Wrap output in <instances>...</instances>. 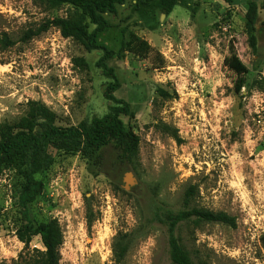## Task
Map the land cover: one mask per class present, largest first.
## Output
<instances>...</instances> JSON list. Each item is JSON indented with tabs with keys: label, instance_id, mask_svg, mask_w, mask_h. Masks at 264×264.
Wrapping results in <instances>:
<instances>
[{
	"label": "rangeland",
	"instance_id": "374dc122",
	"mask_svg": "<svg viewBox=\"0 0 264 264\" xmlns=\"http://www.w3.org/2000/svg\"><path fill=\"white\" fill-rule=\"evenodd\" d=\"M258 6L257 52L250 48L248 3ZM159 0H127L100 43L115 52L107 61L128 102L125 125L140 138L136 169L113 164L102 172L80 155L51 150L52 166L37 175L42 192L28 203L34 223L57 219L64 243L61 264H172L168 233L157 220L192 206L224 212L236 227L185 223L182 245L196 264H264V0H178L170 15ZM69 17L91 33L95 26L69 6L47 10L38 0H0V125L23 127L31 101L46 105L61 127L103 117L111 102L109 80L88 51L52 28L27 42L24 33L47 19ZM152 47L147 58L128 51L132 36ZM245 86L236 93L237 65ZM177 132L182 142L174 137ZM27 166L18 160L0 174V264H33L45 249L41 238L25 247L20 193ZM119 245H128L122 259Z\"/></svg>",
	"mask_w": 264,
	"mask_h": 264
},
{
	"label": "trees",
	"instance_id": "16d2710c",
	"mask_svg": "<svg viewBox=\"0 0 264 264\" xmlns=\"http://www.w3.org/2000/svg\"><path fill=\"white\" fill-rule=\"evenodd\" d=\"M47 10H59L69 6L75 11H81L95 26L90 33L82 23L69 17H54L47 19L37 29L26 31L22 41H29L38 37L50 29H57L65 39H74L82 44L88 51H100L102 56L97 62V67L102 70L104 77L109 82L106 84L104 97L111 102L109 112L103 117H97L90 122H82L78 126L61 127L56 124V115L46 105L31 101L26 116V124L16 128L10 124L0 125V174L2 171L18 160L25 162L27 166L28 183L23 186L20 193L23 224L17 232L18 239L29 248L33 239L41 238L45 249L39 252L41 258L33 264H61L60 250L64 243V235L57 219H51L42 223H34L28 216V203L42 192V183L35 177L48 170L53 162L51 150L65 154H80L97 173L102 172L109 153L113 156V164L122 167L136 169L139 161L140 138L129 129L123 116L132 117L133 112L128 102L116 97L121 83L115 69L108 66L107 61L115 56V52L106 45L100 43V36L111 26L106 15H115L118 8L126 4L127 0H38ZM227 4H233L235 0H221ZM178 0H159V10L170 15L175 9ZM258 19V6L256 2L248 3L246 15L247 37L250 48L257 52L256 21ZM13 42L7 33H0V45L2 49L12 47ZM128 51L147 58L152 47L147 41L133 35L126 44ZM245 68L237 65V80L235 82L236 93H241L245 86ZM174 137L180 143L181 138L177 132ZM194 189L190 188L184 197L183 209L178 212H167L166 218L157 214V220L164 225L168 233L169 255L172 264H196L190 253L182 245L178 230L185 223H221L230 227H236V219L224 212H214L192 206ZM264 247V235L261 238ZM128 249V245H119L118 258L122 259Z\"/></svg>",
	"mask_w": 264,
	"mask_h": 264
}]
</instances>
